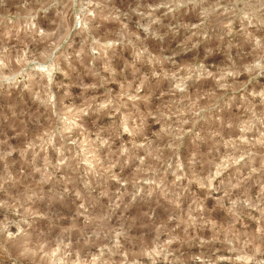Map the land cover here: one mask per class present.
Instances as JSON below:
<instances>
[{
    "label": "rangeland",
    "instance_id": "obj_1",
    "mask_svg": "<svg viewBox=\"0 0 264 264\" xmlns=\"http://www.w3.org/2000/svg\"><path fill=\"white\" fill-rule=\"evenodd\" d=\"M0 264H264V0H0Z\"/></svg>",
    "mask_w": 264,
    "mask_h": 264
}]
</instances>
